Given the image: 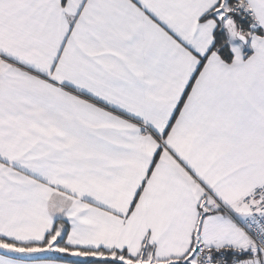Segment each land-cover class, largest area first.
Returning a JSON list of instances; mask_svg holds the SVG:
<instances>
[{
	"label": "snow or ice",
	"instance_id": "1",
	"mask_svg": "<svg viewBox=\"0 0 264 264\" xmlns=\"http://www.w3.org/2000/svg\"><path fill=\"white\" fill-rule=\"evenodd\" d=\"M0 264H264V0H0Z\"/></svg>",
	"mask_w": 264,
	"mask_h": 264
}]
</instances>
